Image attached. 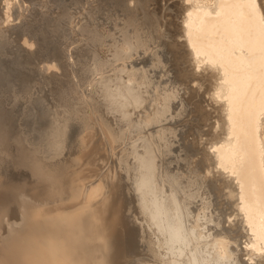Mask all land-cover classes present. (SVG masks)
Wrapping results in <instances>:
<instances>
[{
  "label": "bare ground",
  "instance_id": "bare-ground-1",
  "mask_svg": "<svg viewBox=\"0 0 264 264\" xmlns=\"http://www.w3.org/2000/svg\"><path fill=\"white\" fill-rule=\"evenodd\" d=\"M262 250L264 0H0V264Z\"/></svg>",
  "mask_w": 264,
  "mask_h": 264
},
{
  "label": "snow or ice",
  "instance_id": "snow-or-ice-1",
  "mask_svg": "<svg viewBox=\"0 0 264 264\" xmlns=\"http://www.w3.org/2000/svg\"><path fill=\"white\" fill-rule=\"evenodd\" d=\"M49 179H51V178H49ZM181 238H182V237H181L180 232L177 231V232L174 234V239L179 240V239H181ZM6 239H7V238H6ZM30 243H31V238L28 237V236L22 237V238L20 239V241H19V244L21 245V247H23V248H25V249L30 245ZM262 251H264V250H262ZM18 264H29V262H28V261H21V262H18Z\"/></svg>",
  "mask_w": 264,
  "mask_h": 264
}]
</instances>
